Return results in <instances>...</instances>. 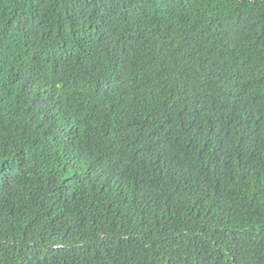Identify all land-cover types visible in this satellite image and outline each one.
Segmentation results:
<instances>
[{
	"label": "trees",
	"instance_id": "16d2710c",
	"mask_svg": "<svg viewBox=\"0 0 264 264\" xmlns=\"http://www.w3.org/2000/svg\"><path fill=\"white\" fill-rule=\"evenodd\" d=\"M0 264H264V0H0Z\"/></svg>",
	"mask_w": 264,
	"mask_h": 264
}]
</instances>
